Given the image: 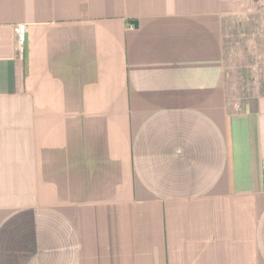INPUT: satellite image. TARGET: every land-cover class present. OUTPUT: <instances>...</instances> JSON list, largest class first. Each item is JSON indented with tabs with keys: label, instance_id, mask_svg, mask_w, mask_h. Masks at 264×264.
I'll return each instance as SVG.
<instances>
[{
	"label": "crops",
	"instance_id": "0c3cea01",
	"mask_svg": "<svg viewBox=\"0 0 264 264\" xmlns=\"http://www.w3.org/2000/svg\"><path fill=\"white\" fill-rule=\"evenodd\" d=\"M257 8L0 0V264H264V95L224 91Z\"/></svg>",
	"mask_w": 264,
	"mask_h": 264
},
{
	"label": "rangeland",
	"instance_id": "374dc122",
	"mask_svg": "<svg viewBox=\"0 0 264 264\" xmlns=\"http://www.w3.org/2000/svg\"><path fill=\"white\" fill-rule=\"evenodd\" d=\"M224 91L230 106L264 95V10L223 22Z\"/></svg>",
	"mask_w": 264,
	"mask_h": 264
},
{
	"label": "built area",
	"instance_id": "2783aa9c",
	"mask_svg": "<svg viewBox=\"0 0 264 264\" xmlns=\"http://www.w3.org/2000/svg\"><path fill=\"white\" fill-rule=\"evenodd\" d=\"M17 35H18V39L22 40L23 38V33H24V27L23 26H19L16 30Z\"/></svg>",
	"mask_w": 264,
	"mask_h": 264
},
{
	"label": "water",
	"instance_id": "95a60500",
	"mask_svg": "<svg viewBox=\"0 0 264 264\" xmlns=\"http://www.w3.org/2000/svg\"><path fill=\"white\" fill-rule=\"evenodd\" d=\"M132 24H133L134 26H136V23H135V22H132Z\"/></svg>",
	"mask_w": 264,
	"mask_h": 264
}]
</instances>
